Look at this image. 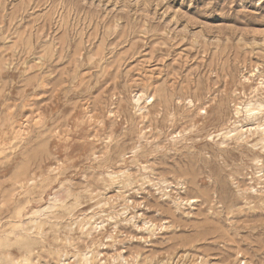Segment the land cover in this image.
<instances>
[{"label": "rangeland", "instance_id": "374dc122", "mask_svg": "<svg viewBox=\"0 0 264 264\" xmlns=\"http://www.w3.org/2000/svg\"><path fill=\"white\" fill-rule=\"evenodd\" d=\"M0 264H264V0H0Z\"/></svg>", "mask_w": 264, "mask_h": 264}]
</instances>
